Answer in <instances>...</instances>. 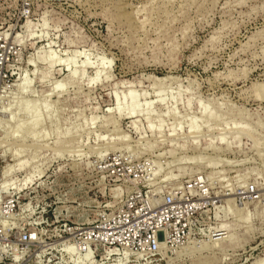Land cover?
<instances>
[{
  "label": "rangeland",
  "instance_id": "rangeland-1",
  "mask_svg": "<svg viewBox=\"0 0 264 264\" xmlns=\"http://www.w3.org/2000/svg\"><path fill=\"white\" fill-rule=\"evenodd\" d=\"M0 34L26 43L0 90V186L27 182L8 195L32 208L19 230L95 225L134 186L254 184V201L201 212L183 245L98 262L264 264V0H0Z\"/></svg>",
  "mask_w": 264,
  "mask_h": 264
},
{
  "label": "built area",
  "instance_id": "built-area-1",
  "mask_svg": "<svg viewBox=\"0 0 264 264\" xmlns=\"http://www.w3.org/2000/svg\"><path fill=\"white\" fill-rule=\"evenodd\" d=\"M31 10V3H22V28H27ZM23 41L24 35L0 34V90L12 85L14 73L9 65H21V51L26 48ZM113 174L123 184L140 181L136 170L116 169ZM130 189L123 204L108 215L103 213L95 225L75 228L65 223L44 240L37 229L42 223H35L31 230H19L13 222L15 217H30L31 206L21 205L20 195L14 192L0 195V264H99L108 251L120 256L156 255L194 238L198 234L197 216L205 209L219 208L231 195L244 203L258 197L254 184L217 197L201 178L182 183L166 194L143 191L138 186Z\"/></svg>",
  "mask_w": 264,
  "mask_h": 264
},
{
  "label": "bare ground",
  "instance_id": "bare-ground-1",
  "mask_svg": "<svg viewBox=\"0 0 264 264\" xmlns=\"http://www.w3.org/2000/svg\"><path fill=\"white\" fill-rule=\"evenodd\" d=\"M29 22L27 23V25H26V27L28 28L29 26ZM23 77V75L20 77V78H22ZM20 78H19V80H20ZM24 79V78H23ZM28 81L26 80V78H25V80L23 81V82H20V84L18 83L17 85H16V87H17V89L21 92V93H24V92H26V90H27V88H28ZM16 89V90H17ZM30 117V116H29ZM34 117V116H33ZM30 119V118H29ZM34 120H36V119H34ZM39 123V122H38ZM29 128H31V126L29 127ZM34 128V127H33ZM20 154V153H19ZM19 154H16V155H14L15 156V158L17 159V158H21V157H19ZM18 161H20V160H18ZM19 163H21V161L20 162H18V164ZM11 170V168H8L7 170ZM7 170L5 171V172H7ZM7 174V173H6ZM27 179V178H26ZM27 184V182H25V181H20L19 183H15V182H6V183H4L3 185H1L0 186V195H3V194H5V195H8V194H10L11 193V190L12 191H15V192H18V193H20V192H22L24 189H26V185ZM15 185H16V187H15ZM227 201V200H226ZM27 206V205H26ZM25 206V207H26ZM40 219V218H39ZM220 232L219 231H215V234H214V237H218V236H220V234H219ZM221 235H225V233L224 234H222L221 233ZM126 254H128V257L130 256V254L129 253H126ZM110 256L111 257H113V256H117V253H113V252H107V254H105L104 255V259H109L110 258Z\"/></svg>",
  "mask_w": 264,
  "mask_h": 264
}]
</instances>
